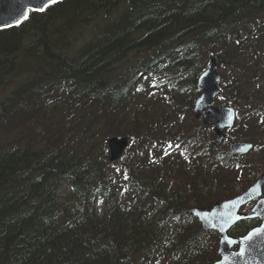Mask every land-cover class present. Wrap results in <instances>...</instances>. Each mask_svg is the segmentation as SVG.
<instances>
[{
	"label": "trees",
	"instance_id": "trees-1",
	"mask_svg": "<svg viewBox=\"0 0 264 264\" xmlns=\"http://www.w3.org/2000/svg\"><path fill=\"white\" fill-rule=\"evenodd\" d=\"M101 13L117 15L71 54L73 32ZM261 46L264 0H62L0 31V90H9L0 99V264L216 262L217 234L203 231L189 209L228 198L201 187H223L235 157L211 128L171 115L169 133L149 142L152 117L131 116L129 107L149 80L177 111L189 110L211 58L221 66L226 50L236 60L245 48L262 51L264 62ZM255 101L237 114L234 138L264 133V95ZM57 107L66 115L56 120ZM99 128L149 142L120 181L105 141L94 153ZM63 182L70 191L61 201ZM230 235L239 236L236 228Z\"/></svg>",
	"mask_w": 264,
	"mask_h": 264
},
{
	"label": "rangeland",
	"instance_id": "rangeland-1",
	"mask_svg": "<svg viewBox=\"0 0 264 264\" xmlns=\"http://www.w3.org/2000/svg\"><path fill=\"white\" fill-rule=\"evenodd\" d=\"M116 15L117 13L114 16ZM114 16L112 17V15H105L101 13L93 26L76 29L72 34L70 53L73 54L85 42L96 38L99 35L100 29L104 26V24L112 20ZM261 47L264 51V46ZM253 51L244 48L236 60H230L229 50H226L222 58V65L218 66V72L221 76V83L219 84L220 95L216 99L215 106L221 105L223 103L230 106L231 102H235L238 107V111H247L249 109V104H253V106L259 105V102L255 101V97L264 95V62L263 57L262 60H260V57L262 56V51L258 49L254 52ZM221 53L222 52L218 54ZM132 57L133 56L129 58L128 63L133 62ZM256 62L257 64L253 68V65ZM229 85H234L232 90L223 88ZM235 85H237V87L242 86L243 91L240 90L239 93L238 89L237 91H233V89L236 88ZM8 91L9 90H7L6 88L0 90V99L3 98L8 93ZM162 91L163 90H157L152 94L148 93L145 95L138 93V95L135 96V99L132 100L130 103L129 109L131 116L137 112L142 117H152L150 123H152L151 125L155 126L157 129L154 133H149V135L152 137L149 142L154 139L160 140V137L157 135L159 132H163L164 134L169 133V130L164 129L168 115H171V118H179L180 121L182 119L185 122L187 121V123L192 128H194L196 124L189 120L191 109L184 111L182 109H179L177 111V108H174L173 103H170L168 100L165 99V97L160 96V94L163 93ZM235 95L236 99L234 98ZM49 109H52L51 105L49 106ZM64 110H66V107H57L55 108V110H51L53 119L57 120L59 117H63L64 115H66L64 113ZM259 120L260 117L254 119L252 123L254 127L257 126ZM177 131L178 129L176 128L173 130V133ZM76 135V139L83 140L82 138H78L81 135L79 132H77ZM107 136L109 135H106L104 130L99 128V131L94 140V146L97 147L96 151L94 152L95 155L99 152L100 148L102 147L103 141L108 138ZM110 136L112 135L110 134ZM83 138L85 139V137ZM127 138L129 139V146L124 152V155L121 158L120 162L113 170L115 172V175L113 177L114 182L122 180L124 176L123 171L125 172V170H123L122 168H124L125 165L130 164L133 158L139 157V151L141 152L142 149L146 150V144L149 143L139 140V137L137 135H133V137L127 136ZM166 139L167 140L165 141L170 140L169 136H166ZM227 139L229 141L238 140L234 139V137L231 135L227 136ZM248 139L249 140L240 139V141L244 140L246 142L253 143L257 146V149L252 153L248 154L247 157L240 158L243 164H239L238 159V164L236 163V165L241 167V169L235 168L234 170H229L230 168H226L227 171H230V178H226V181L222 183L226 184L223 187H218V185H216L214 182L208 181L207 187H202L203 191L210 189L211 192H215L216 195L220 194V198H222L223 196H234L237 193L241 192L248 185H251L261 176L264 171V135H261L259 132H257ZM155 143L158 142L153 143V148L152 146L148 147L151 152L152 149H155ZM160 143L161 142H159V144ZM161 155L162 152L159 153V156ZM154 157L155 156L148 154L147 156H145V159H147V161L152 164V160ZM243 167H245L246 173L240 175V171L243 170ZM174 185V181L170 180L168 182L169 189L173 188ZM219 188L221 189L220 192H218ZM69 191V184L66 182L61 183V186L58 191V195L61 201L65 200ZM69 200L67 202L68 204L70 203ZM250 207L251 205L245 207L243 209V212H247Z\"/></svg>",
	"mask_w": 264,
	"mask_h": 264
},
{
	"label": "water",
	"instance_id": "water-1",
	"mask_svg": "<svg viewBox=\"0 0 264 264\" xmlns=\"http://www.w3.org/2000/svg\"><path fill=\"white\" fill-rule=\"evenodd\" d=\"M49 3L48 7L60 2ZM45 0H0V31L21 25L32 12L42 13L37 11L43 6ZM47 7V8H48ZM45 11V10H44ZM25 14L27 18L25 19ZM220 76L217 73V65L215 60H211L207 70L199 77L197 81V89L200 91V96L195 100L193 107V115L198 119L202 115V123L206 126L213 127L218 140H223L224 131L230 130L235 121V112L232 108L222 104L219 107H213L215 98L219 94L218 83ZM109 148V161L114 162L121 158L123 151L127 148L128 141L126 138H110L107 141ZM250 144L241 142L230 143L229 150L233 154H247L251 150ZM264 179L261 178L253 186L249 187L238 197L224 201L215 205L210 210L193 208L190 213L197 219L200 226L205 231H214L219 236V246L217 254L219 260L214 264H245L247 253L252 246L251 255L254 248H257L261 231L264 225V199L259 201L249 215L243 216L238 212L242 206L249 203L261 194V186ZM259 217L263 225L260 229L250 232L248 236L242 239H232L228 236L229 229L236 223L245 220ZM256 231V232H255ZM254 235V238L249 242V235ZM239 248L238 252L232 251L233 247ZM244 253L241 255V253ZM249 261H247V264Z\"/></svg>",
	"mask_w": 264,
	"mask_h": 264
},
{
	"label": "snow or ice",
	"instance_id": "snow-or-ice-1",
	"mask_svg": "<svg viewBox=\"0 0 264 264\" xmlns=\"http://www.w3.org/2000/svg\"><path fill=\"white\" fill-rule=\"evenodd\" d=\"M51 2H55V0H45V3L43 4V6H41V7H39L38 9H36L37 11H44L47 7H48V5H49V3H51ZM27 18V14H25V19ZM254 238V235H252V234H250L249 235V237L247 238V240L249 241V242H251V240ZM244 253L242 252L241 253V255H243Z\"/></svg>",
	"mask_w": 264,
	"mask_h": 264
}]
</instances>
